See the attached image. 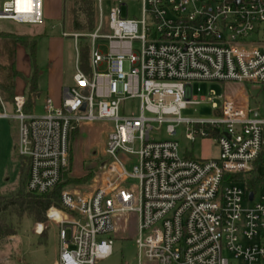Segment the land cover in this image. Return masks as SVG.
Listing matches in <instances>:
<instances>
[{
    "label": "built area",
    "instance_id": "built-area-1",
    "mask_svg": "<svg viewBox=\"0 0 264 264\" xmlns=\"http://www.w3.org/2000/svg\"><path fill=\"white\" fill-rule=\"evenodd\" d=\"M139 2L137 19L122 16L120 0L105 17L96 0L93 29L63 34L73 39L75 60L58 105L46 98L43 114L25 112V97L16 95L10 113L0 94V118L18 122L17 153L28 159L26 189L36 194L60 182L79 123L113 122L100 185L65 188L61 208L47 210L59 227L56 264L109 256L113 216L122 212L138 216V264H264V116L246 95L220 97L213 118L180 115L199 103L191 81L264 84V0ZM0 20L40 24L43 0H2ZM134 100L137 111L126 106ZM154 123L170 138H152ZM179 124L189 140L213 137L218 157L181 154L172 138Z\"/></svg>",
    "mask_w": 264,
    "mask_h": 264
},
{
    "label": "rangeland",
    "instance_id": "rangeland-1",
    "mask_svg": "<svg viewBox=\"0 0 264 264\" xmlns=\"http://www.w3.org/2000/svg\"><path fill=\"white\" fill-rule=\"evenodd\" d=\"M2 0H0L1 3ZM122 16L141 17L139 0H121ZM118 0H101L103 15L106 17L108 9L117 4ZM68 4V2H67ZM68 10V11H67ZM70 4L65 12L67 20L70 19ZM53 14V15H52ZM47 15H57L53 11V0H43V22L40 24H16L9 20H0V27L15 30L16 28H30L36 26V64L39 67V96H37L31 111L41 115L44 113L43 104L45 101L47 77L49 67H52L54 60L60 56L62 72L64 73L63 86L72 84V74L74 72V44L70 37L63 36L60 22ZM97 19L95 8L94 23ZM70 21V20H69ZM70 30L68 26L65 28ZM57 38L60 41L59 56L52 54L50 40ZM72 57V59H71ZM58 63V61L56 62ZM192 96L199 100L198 104H189L180 111V115L185 118H213L216 112L213 103L220 105L222 96H248L249 105L252 109H257L260 116H264V84L243 82H209L191 81ZM56 105V104H55ZM138 101H126V106L137 111ZM113 127V122L105 119L83 121L78 128L70 133L69 137V164L66 168L68 177H82L87 173L93 176L84 184L76 187H66L67 189L90 192L100 185L102 170L100 163L106 159L105 145L107 136ZM151 133L154 139L170 138L165 133V125ZM185 125L179 124L176 127V134L172 138L176 139L181 154H191L195 159L217 158L219 149L217 141L213 137H196L189 140L185 137ZM17 134L18 122L12 118H0V195L7 196L23 181L24 172L19 173L20 162L17 154ZM23 174V175H22ZM65 189V188H64ZM0 219L12 225L15 234L7 236L0 241V264H56L59 252V227L52 220L45 218L40 232L37 231V222H34L28 215L22 219L5 210L0 212ZM115 221V231L111 233L113 238L111 254L99 259L95 264H138V247L136 238L138 237V216L135 212H122L113 216ZM47 226V228H46ZM69 237V231H67ZM142 264H152L143 261Z\"/></svg>",
    "mask_w": 264,
    "mask_h": 264
},
{
    "label": "trees",
    "instance_id": "trees-1",
    "mask_svg": "<svg viewBox=\"0 0 264 264\" xmlns=\"http://www.w3.org/2000/svg\"><path fill=\"white\" fill-rule=\"evenodd\" d=\"M63 0V16L66 10L65 2ZM72 4L69 10L70 21L69 26L74 32H88L93 29L94 17H95V3L96 0H71ZM9 34V33H6ZM5 33H0V35H6ZM15 44L16 40H12V45L8 46L6 49L5 63H0V75L3 76L2 81H0V94L4 101L13 102L14 98V80L18 76V71L15 67ZM21 44H24L21 40ZM31 57H33L34 45L30 47ZM88 55L89 49L88 44L85 39L79 41V62L81 68L88 71ZM39 74V69L36 65L31 76L27 80V94L25 97V103L23 110L25 112L31 113V108L35 103V98H37V78ZM75 131V129L73 130ZM72 131V132H73ZM71 132V133H72ZM18 154V153H17ZM188 158H194L191 154H184ZM20 162L19 173L21 175L22 170L24 172L23 181L20 186L15 188L13 193L7 196L0 195V212L9 210L14 214L17 219H22L24 215H28L32 218L34 222L42 223L45 218H47V210L54 206L61 208L60 204V194L61 191L66 187H76L86 183L92 176L93 173H87L82 177H68L66 175V169L62 172L60 182L56 187L45 194H36L29 192L26 189V181L28 178V159L18 155ZM15 234V229L11 224L6 223L4 220L0 219V241Z\"/></svg>",
    "mask_w": 264,
    "mask_h": 264
},
{
    "label": "crops",
    "instance_id": "crops-1",
    "mask_svg": "<svg viewBox=\"0 0 264 264\" xmlns=\"http://www.w3.org/2000/svg\"><path fill=\"white\" fill-rule=\"evenodd\" d=\"M48 1V0H47ZM121 1V0H120ZM68 2V4H67ZM70 4L71 7V0H67L65 2L66 9L68 8ZM53 11L57 13V15H47L46 17H52L53 19H57L58 22L61 24V28L64 33H72L74 31L71 30L69 26V20L66 19L63 16V0H53ZM68 11V10H67ZM66 12V10H65ZM64 12V15H65ZM43 22V21H42ZM16 24H26V23H17ZM66 26L70 28V30H66ZM9 33L6 35H0V63H5V55H6V49L8 46L12 45V40H16L15 44V54H14V60H15V67L18 71V76L14 80V96L16 95H23L26 97L27 94V80L31 76L34 68L36 69V26L30 27V28H16L15 30L10 29L9 27L6 28L5 26L0 27V33ZM64 36V35H63ZM68 37V36H65ZM71 38V37H70ZM72 39V38H71ZM21 40H23L24 44H21ZM72 44L73 39L71 40ZM34 45V52L33 57H31V51L30 47ZM50 45L52 47V54L53 56L56 55L59 56V50H60V41L57 38L50 40ZM72 59V57H71ZM74 60H75V50H74V59H73V70H74ZM58 61V63H56ZM38 67V65H37ZM39 69V67H38ZM40 72V70H39ZM64 73L62 72V63H60V56L57 57L54 60V63L52 64V67H49V73L47 77V85H46V94L45 99L50 98L54 104L58 105L61 101V93L63 89V83H64ZM3 76L0 75V81H2ZM39 74L37 78V96H39L40 88H39ZM36 96V97H37ZM36 100V98H35ZM4 101V100H3ZM45 102V101H44ZM6 110L8 112L13 111V105L10 102L4 101ZM31 113H33L31 111ZM38 229L37 231L40 232L42 225L37 224ZM47 228V226H46ZM57 262V260H56Z\"/></svg>",
    "mask_w": 264,
    "mask_h": 264
},
{
    "label": "water",
    "instance_id": "water-1",
    "mask_svg": "<svg viewBox=\"0 0 264 264\" xmlns=\"http://www.w3.org/2000/svg\"><path fill=\"white\" fill-rule=\"evenodd\" d=\"M86 93V91H84ZM101 169H104L103 162L100 163ZM250 197H252V194H250Z\"/></svg>",
    "mask_w": 264,
    "mask_h": 264
}]
</instances>
